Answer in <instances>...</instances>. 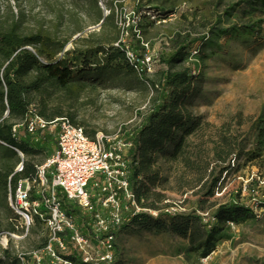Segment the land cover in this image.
Here are the masks:
<instances>
[{
  "label": "rangeland",
  "instance_id": "obj_1",
  "mask_svg": "<svg viewBox=\"0 0 264 264\" xmlns=\"http://www.w3.org/2000/svg\"><path fill=\"white\" fill-rule=\"evenodd\" d=\"M250 1L142 0L141 7H136L129 0L122 16L110 0H0V30L15 27L23 37H50L65 46L60 57L74 50L92 52L100 45L115 47L123 40L138 56L153 60L152 72L140 79L121 70H104V57L94 58L92 71H102L66 89L48 85L41 94L28 96L30 111L44 113L46 121L70 119L90 138L119 136L132 148L127 141L133 133L146 124L156 104L172 95L157 88L164 75L186 72L194 81L197 94L188 110L202 129L189 139L194 168L160 158L162 184L155 192L164 197L160 208L170 215L200 217L204 227L180 239L130 226L118 238L115 264H264V11L243 15L230 10ZM159 11L169 16L158 19ZM142 17L151 19L152 25ZM204 38L209 41L203 48L194 46L183 60L164 64L180 47ZM8 118L7 113L3 120ZM23 123L11 121L14 126ZM24 132L20 131L21 143L41 152L35 158L18 152L15 174L23 163L43 166L54 151L50 131L35 137ZM48 137L53 142L42 150ZM232 138L238 152L226 176L223 170L229 166L219 165L216 153L224 139ZM7 163L9 154L0 151V166ZM232 202L250 207L255 219L224 228L214 248L206 246V225H214L217 208ZM0 230V264H35V255L42 253L49 240L45 225L35 223L29 230L24 226L9 197L0 196ZM208 250L212 251L209 256Z\"/></svg>",
  "mask_w": 264,
  "mask_h": 264
},
{
  "label": "trees",
  "instance_id": "obj_2",
  "mask_svg": "<svg viewBox=\"0 0 264 264\" xmlns=\"http://www.w3.org/2000/svg\"><path fill=\"white\" fill-rule=\"evenodd\" d=\"M140 3L138 7H141ZM137 10L141 12L142 8ZM230 10L232 13L243 15L262 12L264 11V0L238 3ZM156 16L158 19L165 20L169 13L159 11ZM142 18L149 26L152 25L151 19ZM208 41V38H204L195 41L190 47H180L178 51L168 55L164 64L171 66L175 62L183 60L190 48L194 46L203 48ZM64 50V45L47 36L23 37L15 27L8 31L0 30V108L2 109L0 151H6L9 154V163L0 166V196L5 200L9 197L10 189L14 192L20 181L33 180L36 175L37 167L25 165V163H23V172L15 174L18 165V152L25 157L33 158L39 156V152H41L35 149H27L21 143V133L15 138L12 132L15 126L11 124V121L21 119L25 123L28 120L31 112V104L27 101L28 96L41 94L43 88L48 85L66 89L75 81L82 80L91 76L93 72L102 71V69L121 70L128 75H135L134 68L126 62L125 54L115 47L107 46L105 48L100 45L92 52L74 50L72 53L68 52L60 57ZM99 56L104 57V66L102 69L96 68L95 71H92L93 59ZM77 64H80L79 67ZM157 88L161 92L170 91L172 95L166 96L164 100L155 105L146 119V124L133 133L130 140L127 141L132 145L128 154V159L131 161L129 177L131 191L134 193L140 209L157 214V218L144 213L135 216L133 213L125 215L124 224L115 233L116 244L120 234L127 232L130 226L140 227L148 233L167 234L180 239H188L197 227H204V221L200 217L170 215L167 209L160 208L164 197L155 192L162 184L161 171L158 167L160 158L167 163H182L189 170L194 168L190 155L189 139L202 130L200 121L195 120L188 110L190 99L197 94L194 81L186 72L167 73ZM7 113L9 118L3 120ZM37 116L47 120L46 115L42 112L38 113ZM60 116L62 115H55V117ZM72 124L75 125L73 122ZM24 133L29 137H35L26 131ZM52 142L51 137L44 139L42 150H45L46 145ZM222 142L220 152L216 153V160L222 167L229 166L223 170V174L228 176L231 171V161L238 152V145L233 138L224 139ZM53 144L54 154L56 140ZM217 186L218 184H215L214 188ZM62 204L68 217L72 218L77 227L82 230V226L86 224L85 221L89 218L77 208L69 206L63 198ZM11 214H13L12 211ZM212 219L214 225L212 223L206 225L209 232L205 245H213L214 248L216 238L223 232L224 228L231 225H244L253 221L255 215L250 207L232 202L217 208ZM82 234L86 236L83 230ZM47 243L48 241L44 248ZM115 249L116 262L119 258L117 245ZM208 252L207 256L212 253L210 250ZM64 259L75 261L74 257H64Z\"/></svg>",
  "mask_w": 264,
  "mask_h": 264
},
{
  "label": "built area",
  "instance_id": "obj_3",
  "mask_svg": "<svg viewBox=\"0 0 264 264\" xmlns=\"http://www.w3.org/2000/svg\"><path fill=\"white\" fill-rule=\"evenodd\" d=\"M110 1L116 13H127L124 6L129 0ZM134 1L138 7L141 0ZM115 48L125 54L140 79L152 72L151 57L138 56L123 40ZM22 130L31 136L50 131L56 140L53 156L36 168L35 178L20 181L15 191L9 192L10 206L28 230L35 223L48 228L47 246L35 255V264H114L115 233L124 224V216L144 213L157 218V214L140 209L131 191V146L119 136L90 138L69 119L49 123L33 111L23 125L13 128L14 137ZM23 170L22 166L18 174ZM62 198L89 218L82 226L86 236L63 210Z\"/></svg>",
  "mask_w": 264,
  "mask_h": 264
},
{
  "label": "water",
  "instance_id": "obj_4",
  "mask_svg": "<svg viewBox=\"0 0 264 264\" xmlns=\"http://www.w3.org/2000/svg\"><path fill=\"white\" fill-rule=\"evenodd\" d=\"M9 115V114H8Z\"/></svg>",
  "mask_w": 264,
  "mask_h": 264
}]
</instances>
